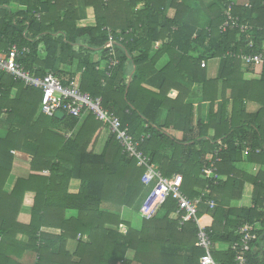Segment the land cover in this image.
I'll list each match as a JSON object with an SVG mask.
<instances>
[{
	"label": "trees",
	"instance_id": "16d2710c",
	"mask_svg": "<svg viewBox=\"0 0 264 264\" xmlns=\"http://www.w3.org/2000/svg\"><path fill=\"white\" fill-rule=\"evenodd\" d=\"M89 8L95 25L79 27ZM228 8L251 30L221 32ZM109 34L125 41L114 47L118 64L107 77L96 67L108 58L103 46ZM13 44L29 49L18 62L36 76L53 72L66 83L78 75L81 91L101 97L134 138L146 136L141 150L163 176L182 177L189 199L205 192L215 203L213 209L200 205L212 218L214 245L229 246L240 226L253 225L258 238L247 263L264 264V64L249 68L228 55L264 52V0H0V53ZM95 53L99 60L91 59ZM214 59L220 64L209 79ZM64 65L72 71H62ZM156 73L161 81L153 93L142 85ZM173 89L177 95L170 99ZM40 100L41 91L0 73V264H23L25 252L34 254L32 264H202L198 227L170 218L177 209L171 198L139 229L122 219L121 209L138 211L147 189L143 169L122 155L112 135L95 152L104 124L89 113L81 119L38 114ZM203 103L209 104L207 122L201 119ZM168 129L181 132V140ZM219 144L226 148L216 174L226 179H204ZM244 150L245 161L259 168L254 175L239 168ZM11 152L26 154L30 171L48 176L18 178L6 191ZM72 179L80 181L76 194L68 192ZM245 183L253 188L252 206L232 208ZM27 192L35 196L30 223L22 225L16 219ZM69 240L76 242L73 253L66 250ZM211 257L233 264L229 249L213 250Z\"/></svg>",
	"mask_w": 264,
	"mask_h": 264
},
{
	"label": "built area",
	"instance_id": "2783aa9c",
	"mask_svg": "<svg viewBox=\"0 0 264 264\" xmlns=\"http://www.w3.org/2000/svg\"><path fill=\"white\" fill-rule=\"evenodd\" d=\"M227 30H238L240 33H246L251 30V27L240 23L237 17L231 15V10L228 8L225 12V20L220 26L221 32ZM127 34L125 33V35ZM124 41V35L117 37L108 35L103 46V49L108 50V58L104 67L97 66L96 70L104 69L105 75L110 76L111 69L118 64L114 47ZM247 46L252 48L253 42L249 41ZM28 53V48H20L15 44L6 51H2L0 53V73L10 76L14 81L20 82L26 87L41 91L39 114L54 117L56 112H62L64 116L81 119L84 114L89 113L104 124L108 134L117 141L122 155L135 160L137 167L143 169L141 183L148 189V193L137 211L139 217L142 220L152 219L157 209L167 199L171 198L177 204V209L173 215L178 220L179 226L192 221L198 227L196 246L206 253L205 257L201 259L202 264H221L211 257L212 251L216 250L211 237L212 231L208 229L209 227L201 225L197 216L199 206L203 202L209 209H213L214 201L207 199L205 192H201L195 199H189L182 191V177L178 174L171 177L163 176L150 154L141 150V144L146 136H141L139 139L134 138L127 128L122 127L118 116L103 106L101 97H93L89 93L81 91L78 75L63 83L53 72H48L44 76L32 74L18 62ZM228 55L240 60L244 66L249 68L264 64L263 51L253 54L232 53ZM206 65V62H201V67H206ZM224 148H226L224 144H219L218 148L214 150L209 159L208 167L203 170L204 179H220L216 174V164L220 162L219 152ZM11 153L14 154V152ZM242 155L247 156V150H244ZM255 229L250 224H243L237 229L238 240L227 248L233 254V264H248L247 254L258 238Z\"/></svg>",
	"mask_w": 264,
	"mask_h": 264
},
{
	"label": "crops",
	"instance_id": "0c3cea01",
	"mask_svg": "<svg viewBox=\"0 0 264 264\" xmlns=\"http://www.w3.org/2000/svg\"><path fill=\"white\" fill-rule=\"evenodd\" d=\"M17 7H14L13 9H16ZM20 9V8H18ZM167 16L168 17H172L174 14V10L173 9H168L167 10ZM95 25V20H94V14H93V10L91 8L86 10V18L82 21L78 22V26L79 27H85V26H93ZM158 44V45H156ZM154 46V49L156 50L159 46L160 43H156ZM101 58V57H100ZM99 58V59H100ZM98 59V60H99ZM96 61V60H94ZM165 62V58L162 59L161 63ZM219 64H220V60L219 59H214L208 62V68H207V74H208V78L209 79H214L217 76V72H218V68H219ZM103 65V61L102 64ZM101 67V66H100ZM161 66H158V68ZM131 68V67H130ZM128 69L130 72V75L133 73V70L131 71V69ZM60 69L62 71L65 72H71L72 68H70L69 66H61ZM129 75V76H130ZM156 76L158 75L157 73L155 74ZM128 76V78H129ZM161 79H159V76H157L156 78H152L151 81H148L146 83H144L142 85V87H144L145 89H147L148 91H151L153 93H158L159 88L157 86H159ZM177 95V92L173 89L170 90V92L168 93V97L170 99H174ZM196 106V104H195ZM208 114H209V104L208 103H203L201 106V119L205 122L208 121ZM163 118V117H162ZM162 121H159V123H161ZM166 133L169 134L170 136H172L173 138H175L176 140H181L182 138V133L178 132V131H174V130H166ZM69 135V133H66V137ZM108 132L107 130L104 128L99 136L96 148H95V152L96 153H100L105 142L108 139ZM5 136V131L3 129H0V137ZM244 157V156H242ZM245 158H243V161L241 164H239V168L244 171L247 174L250 175H254L258 170V166L254 165V164H250L247 163L245 161ZM29 156H27L26 154L23 153H16L14 154V161H13V165H12V170L10 172V176L7 180L6 186H5V190L6 191H10V189L12 188L14 182L16 179L18 178H28L29 175H39L41 177H47L48 176V172L44 171L41 173H36V172H32L29 169ZM220 179L224 181L226 179V177L224 176H219ZM80 188V181L77 179H72L69 183V187H68V192L70 194H76L78 193ZM252 185L250 183H245L243 190H242V195H241V199L237 200V201H232L230 203V206L232 208H249L252 206L251 204V194H252ZM147 193H148V189H147ZM146 193V194H147ZM34 196L35 194L33 192H27L25 194L24 197V202L22 205V208L20 209L18 216H17V222L19 224L22 225H28L30 223L31 220V207L33 205L34 202ZM125 208L121 209V217L123 216V219L125 218ZM199 213H200V224L205 226V227H210L212 224V218L209 215V212L206 211V207L200 206L199 207ZM70 215H75L74 211H67V216ZM171 219H175V216L173 215V213L170 215ZM125 220V219H124ZM141 225L139 226H133L132 228L134 229H139ZM258 226V225H257ZM256 226V227H257ZM57 232V231H56ZM18 240H20L21 242H26V238L19 236ZM76 246V242L74 240H69L67 242L66 245V250L69 253H73L74 249ZM227 245L224 244H216L215 248L217 251H224L227 249ZM34 261V254L33 253H29V252H25L22 255V258L20 259V262L23 264H32Z\"/></svg>",
	"mask_w": 264,
	"mask_h": 264
},
{
	"label": "rangeland",
	"instance_id": "374dc122",
	"mask_svg": "<svg viewBox=\"0 0 264 264\" xmlns=\"http://www.w3.org/2000/svg\"><path fill=\"white\" fill-rule=\"evenodd\" d=\"M82 21V20H81ZM100 53H95L91 55L92 60H98L100 58ZM37 113L39 114V110H37ZM123 219V216H122ZM125 221L129 222L130 226H139L142 223V219L139 217L137 209H126L125 210ZM123 219V220H124Z\"/></svg>",
	"mask_w": 264,
	"mask_h": 264
},
{
	"label": "water",
	"instance_id": "95a60500",
	"mask_svg": "<svg viewBox=\"0 0 264 264\" xmlns=\"http://www.w3.org/2000/svg\"><path fill=\"white\" fill-rule=\"evenodd\" d=\"M131 76H132V74L128 78V85H129V83L131 81ZM54 117L57 118V119H63L64 118V114L62 112H56Z\"/></svg>",
	"mask_w": 264,
	"mask_h": 264
}]
</instances>
